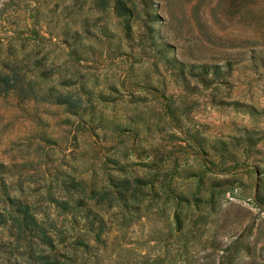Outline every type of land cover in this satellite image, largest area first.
Wrapping results in <instances>:
<instances>
[{
    "label": "rangeland",
    "instance_id": "obj_1",
    "mask_svg": "<svg viewBox=\"0 0 264 264\" xmlns=\"http://www.w3.org/2000/svg\"><path fill=\"white\" fill-rule=\"evenodd\" d=\"M131 6L0 0V49L38 93L0 94V195L44 205L69 264H264V0ZM56 171L144 174L142 207L103 205L97 241L50 201ZM12 248L0 264H35Z\"/></svg>",
    "mask_w": 264,
    "mask_h": 264
},
{
    "label": "trees",
    "instance_id": "obj_2",
    "mask_svg": "<svg viewBox=\"0 0 264 264\" xmlns=\"http://www.w3.org/2000/svg\"><path fill=\"white\" fill-rule=\"evenodd\" d=\"M95 5L104 8L109 4L118 15L129 14L133 11L134 0H94ZM2 43V42H1ZM33 79L17 61L9 56L8 50L0 49V94L14 91L28 96H38L33 88ZM47 93L43 91L41 97ZM56 102L69 103V95H56ZM70 105H73L70 103ZM65 177L56 171L59 181L56 184L57 193L48 190V197L57 207L70 211L72 218L85 219L88 230L94 232V238L101 241V233L107 228L106 218L99 209L105 204L120 203L124 207L138 210L142 207L145 196L142 186L148 179L144 174L125 173L122 176L108 174L106 181L93 185L84 177H75L65 172ZM0 246L12 245L20 254L35 264H69L76 254L68 251L70 242L66 233L56 225L53 218L46 213L45 206L38 200H27L11 195L7 190L0 195ZM144 205V204H143ZM35 209L43 211L42 216H36ZM89 243L81 237H76L73 245ZM12 248V249H13Z\"/></svg>",
    "mask_w": 264,
    "mask_h": 264
}]
</instances>
